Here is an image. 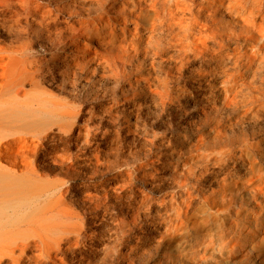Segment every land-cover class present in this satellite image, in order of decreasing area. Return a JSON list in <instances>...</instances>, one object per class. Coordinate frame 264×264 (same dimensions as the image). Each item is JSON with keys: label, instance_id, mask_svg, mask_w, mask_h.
I'll list each match as a JSON object with an SVG mask.
<instances>
[{"label": "rangeland", "instance_id": "1", "mask_svg": "<svg viewBox=\"0 0 264 264\" xmlns=\"http://www.w3.org/2000/svg\"><path fill=\"white\" fill-rule=\"evenodd\" d=\"M179 1L197 9L212 0ZM222 1L217 0L218 12L210 13L214 23L204 18L207 12L192 11L203 29L221 35L222 47L192 53L183 35L198 31L186 20L170 29L159 27L151 43L143 35L148 52L140 49L131 57L128 50L122 65L110 66L114 76L103 92L97 90L94 100L84 104L99 115L82 122L99 126L106 135L99 161L91 171L46 174L67 181V208L81 216L90 233L91 248L85 247L72 264H152L158 259L166 264L165 254L181 256L175 264H189L184 254L197 253L192 245L200 231L193 224L211 219L204 201L227 182L238 225L254 231V238L241 242L233 263L223 264H264V178L260 184L253 178L258 171L264 175V49L255 53L260 39L253 45L244 41L245 29L234 13L255 10L264 0ZM116 6L120 15L130 16L127 6ZM43 45L40 72L60 89L53 92L71 96L70 109L76 108L83 94L79 83L86 81H76L75 90L66 93L72 80H62L60 73L71 49L66 36L56 33ZM50 126L56 131V125ZM94 194L102 201L88 198ZM152 236L159 241L153 243Z\"/></svg>", "mask_w": 264, "mask_h": 264}, {"label": "bare ground", "instance_id": "2", "mask_svg": "<svg viewBox=\"0 0 264 264\" xmlns=\"http://www.w3.org/2000/svg\"><path fill=\"white\" fill-rule=\"evenodd\" d=\"M118 4L128 7L129 17L119 14ZM227 8L232 9L229 3ZM192 11L207 12L204 18L214 23L210 13L218 12L217 0L204 1L197 9L179 0H0V264H72L85 247L91 248L90 233L81 216L67 208V181L46 174L56 171L68 176L82 168L91 171L99 161L100 142L106 141L102 140L106 135L99 126L92 128L87 120L82 122L85 116L91 120L99 115L84 104L91 103L95 92L105 89L113 78L110 66L122 65L125 57H136L140 49L148 52L142 47L143 35L151 43L159 27L170 29L186 20L198 31L183 35L192 53L210 45L222 47L221 35L203 29ZM234 13L245 29L244 41L253 45L262 40L255 46V53H261L264 5ZM56 33H63L71 48L60 63L62 80L72 78L66 93L75 90L76 81H86L79 83L83 94L78 95L81 101L74 109H70L71 96L55 94L52 89L59 88L40 72L38 55ZM134 85L137 87L136 81ZM51 124L56 125V131ZM253 178L260 184L264 175L258 171ZM88 198L102 201L98 194ZM233 200L227 182L204 201V206L212 209L211 219L193 224L200 227L192 245L197 253L184 254L192 260L189 263L183 258L186 262L233 263L239 245L253 242L254 231L238 225ZM61 217L77 221L68 224ZM151 241L157 243L159 238L152 236ZM161 258L166 264L181 260L177 254ZM152 264H161V260Z\"/></svg>", "mask_w": 264, "mask_h": 264}]
</instances>
